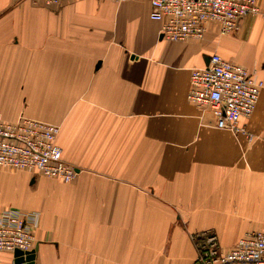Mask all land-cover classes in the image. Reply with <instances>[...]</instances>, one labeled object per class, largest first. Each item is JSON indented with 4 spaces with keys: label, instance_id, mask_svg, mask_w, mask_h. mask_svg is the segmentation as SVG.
Instances as JSON below:
<instances>
[{
    "label": "crops",
    "instance_id": "obj_1",
    "mask_svg": "<svg viewBox=\"0 0 264 264\" xmlns=\"http://www.w3.org/2000/svg\"><path fill=\"white\" fill-rule=\"evenodd\" d=\"M150 11L0 0V114L60 123L63 158L80 169L69 220L64 187L43 185L61 180L0 166V201L39 214L33 264H194V233L226 244L264 228V87L238 134L187 99L192 68L215 52L264 81V17L172 41ZM13 257L0 251V264Z\"/></svg>",
    "mask_w": 264,
    "mask_h": 264
},
{
    "label": "built area",
    "instance_id": "obj_2",
    "mask_svg": "<svg viewBox=\"0 0 264 264\" xmlns=\"http://www.w3.org/2000/svg\"><path fill=\"white\" fill-rule=\"evenodd\" d=\"M56 4L60 0H33ZM124 2L126 0H117ZM150 17L161 22V35L172 41L201 40L211 25L222 34L239 30V20L253 15L264 17L259 0H149ZM264 81L255 73L218 52L204 67H193L187 99L210 109L216 125L240 133V122L250 118L257 106ZM58 123L20 114L7 120L0 114V166L26 170L34 175L54 177L69 183L75 180L77 166L63 158L58 142ZM39 214L17 208L0 212V251L34 249ZM197 249L194 264H264V228L245 232L226 247L218 233L205 229L192 235ZM11 264H22L15 261ZM25 264V262H23Z\"/></svg>",
    "mask_w": 264,
    "mask_h": 264
},
{
    "label": "rangeland",
    "instance_id": "obj_3",
    "mask_svg": "<svg viewBox=\"0 0 264 264\" xmlns=\"http://www.w3.org/2000/svg\"><path fill=\"white\" fill-rule=\"evenodd\" d=\"M218 34L219 35H226V34H222L220 31H219ZM58 124H60V123H58ZM60 126H61V124H60ZM82 167L84 168V171H86V172H92V171H94V169H96V172H97V171H100L99 169H102V168H97V167L93 168L94 166L91 167V165H90V167H88V166H85L84 164L82 165ZM16 172H20V171H16ZM48 180H49V182L48 183H44L43 185H45V186H63L64 187V190H63L62 194L60 193L58 195L59 198L63 199L62 202H61V205H60V209L65 215L68 216V218L70 220L71 216L74 213V211H72V208L74 206H76V203L73 201V199L75 198V195H74L72 189H73L74 186H76L75 183L77 184V181L73 180L72 182H69V183H65V182L63 183V182H58V181L52 180L51 178L50 179L48 178ZM82 187H86V182L84 184H82ZM13 205L14 204L12 203V201L9 200V198H6L4 201H0V210L3 207H5V208H3L2 210L7 209V208H11V207H7V206H13ZM22 211L26 212V213H32V214L37 213L38 214L37 211L32 210V209H30L29 211H27V210H22ZM85 230H86V227H85ZM85 234H87V231H86ZM86 236L87 235H85V238H86ZM49 239H56V238H49ZM58 239H61L64 242H67L69 245L71 244V240H72L71 238H58ZM191 239L193 241V238H191ZM221 242H222L223 245L225 244L222 240H221ZM232 244H234V242L226 243L224 246L229 247Z\"/></svg>",
    "mask_w": 264,
    "mask_h": 264
},
{
    "label": "water",
    "instance_id": "obj_4",
    "mask_svg": "<svg viewBox=\"0 0 264 264\" xmlns=\"http://www.w3.org/2000/svg\"><path fill=\"white\" fill-rule=\"evenodd\" d=\"M77 170L79 171L80 169L77 167ZM35 255H36V249H32L26 252L20 249H16L14 252L15 261L22 264L23 262H25V264H33Z\"/></svg>",
    "mask_w": 264,
    "mask_h": 264
}]
</instances>
